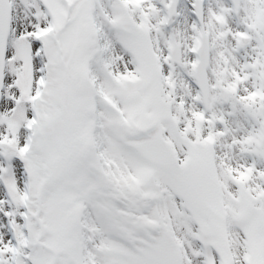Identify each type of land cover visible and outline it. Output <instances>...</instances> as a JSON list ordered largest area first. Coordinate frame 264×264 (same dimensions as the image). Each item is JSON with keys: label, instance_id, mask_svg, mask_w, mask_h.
I'll return each mask as SVG.
<instances>
[{"label": "snow or ice", "instance_id": "obj_1", "mask_svg": "<svg viewBox=\"0 0 264 264\" xmlns=\"http://www.w3.org/2000/svg\"><path fill=\"white\" fill-rule=\"evenodd\" d=\"M0 264H264V0H0Z\"/></svg>", "mask_w": 264, "mask_h": 264}]
</instances>
